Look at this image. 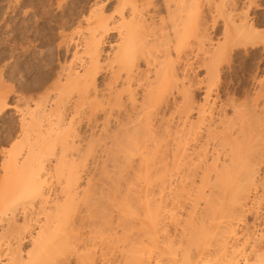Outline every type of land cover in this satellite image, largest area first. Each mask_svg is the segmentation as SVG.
<instances>
[{
	"label": "bare ground",
	"instance_id": "6f19581e",
	"mask_svg": "<svg viewBox=\"0 0 264 264\" xmlns=\"http://www.w3.org/2000/svg\"><path fill=\"white\" fill-rule=\"evenodd\" d=\"M241 1L115 0L114 14L96 2L77 16L75 35L59 33L56 64L40 70L29 84L20 72V131L35 124L40 135L47 130L46 121H67L64 140L73 137L65 143L74 146V137L82 136L74 122L85 120L89 140L81 161V156L74 160L59 154L55 172L66 162L68 171L61 173L56 189L39 174L31 142L20 149L23 153L3 152L0 169L8 187L0 184L17 192L0 209V241L6 240L0 264H54L63 255L57 259L62 264L72 253L77 264H93L94 248H100L101 256L118 244L121 234L126 237L121 241L127 249L121 255L124 264H264V121L253 123L236 104L233 118L227 117L206 101L199 105L198 122L188 124L190 79L184 83L175 66L199 51L206 74H214L234 46L255 41L260 31ZM203 2L213 14L209 26L201 19ZM111 31L115 38L105 50ZM24 62L21 56L19 71H25ZM101 74L102 87L97 83ZM27 93L39 96L27 100ZM8 107L3 103L0 112ZM173 119L177 131L173 129L169 144ZM86 157L95 165L92 173L83 164ZM27 171L30 179L19 184ZM121 181L137 188L132 184L120 191ZM112 206L121 208L116 220ZM95 233L104 236V244H96Z\"/></svg>",
	"mask_w": 264,
	"mask_h": 264
},
{
	"label": "rangeland",
	"instance_id": "374dc122",
	"mask_svg": "<svg viewBox=\"0 0 264 264\" xmlns=\"http://www.w3.org/2000/svg\"><path fill=\"white\" fill-rule=\"evenodd\" d=\"M243 1H244V3H242ZM243 1H241L240 7L244 8V11L248 10L247 13L249 15V18L256 20L257 28H258L257 30L261 32V33L259 32V37H258V35L256 37L258 40L255 39V41L242 42V44L234 46L232 48V50L230 51V53L225 56L224 60H220L221 64H218L219 66L216 67V70L213 72L214 74H212V72L210 73V75L206 74L205 65L201 66L202 65L201 64L202 59L200 58L201 52H199V51L195 52L198 54V56L197 55L195 56L192 53L191 55H189L186 58V60L184 58H181V59L177 60V62L175 64V66L178 65L176 68V72L178 73L179 76L182 77L183 82L187 83V84H188V81L190 82V85H189L190 90L189 91L191 94L190 93L189 94L192 96L190 98V100L191 99L192 100L189 101V103L191 102L190 103L191 107L189 105L191 110H189L190 108L187 109L188 107L186 108L188 110L187 115L189 117L188 118V124H190L189 122H191L192 124L195 125L198 122V115H199L198 109L202 105H204L206 101L208 103L214 102L216 107L218 108L217 110L221 109V111H224L227 117L232 116V118H233V115H232L233 111L235 108H238V106H239L240 109H242V113L245 112L247 117L250 116V117H252V118L249 117L250 119L254 118V120H256V121L251 120L253 123L258 121L257 124L262 125V124H260L259 121H261V123H262V121H264V116H262V115H264V113H262L264 111H261V109L264 110V108H262V107H264V106H262V105H264V101H262V100H264V93H262V92H264V0H252V1L249 0L252 5L251 4L248 5L249 2L246 0H243ZM96 2L101 3V5L100 4L99 5L103 7V9L105 10V12L107 14H110V12H111V14H114L113 8L115 5L114 4L115 0H0V94L2 93L0 95V97H1V99H0V101H1L0 102V110L2 109L3 103L5 104V102H6V104H9V107L7 109L0 112V167H1L2 160L4 158V155H3L4 151L9 150V151H12L13 153H15L14 150L17 149L16 152L23 153L22 152L23 149L26 148V146H28L27 144L29 142H31V143H29V146L30 147L34 146V148H35V152L33 155V157H34L33 161L35 164L37 162V165H40V168H41L39 170V174L41 175V177L43 178L45 183L48 186H50L51 188L53 187L54 189L58 188L60 179L63 177L62 174H66L68 171V169H67L68 164H66L67 163L66 162L64 164L59 163L58 165H60V166H58V168H57L58 172H55V167H56L55 165H57L56 160L59 158L58 156H61L59 154L62 153L61 157L67 156L68 159L72 158L71 156H73L72 159H74V160H76L78 157L81 156L80 157L81 159L80 160L78 159V160L79 161L83 160L82 159V157L84 156L83 152H85V149H87L84 146L87 145L86 140L89 138L88 133L86 131H84V130H87L85 120H82V122L81 121L80 122H76V121L74 122L75 127H73V128H74L75 132H77L78 134H80L82 132L80 134V136L82 135L81 136L82 139H81V137H79V138L74 137L73 142L75 144H74V146L73 145L71 146V144H70L71 149H70V146H68L65 142L68 143L67 139H70L73 137H70V138L68 137L66 139V141L64 140V138H66V136L64 137V133H66L64 128H66L65 124L67 121L59 120L60 123H58L59 121H57L56 119H54V121H53V119H51L52 122L46 121L47 123L49 122L48 125L45 122V124H46L45 126H47L46 131L48 132V134L44 130L43 133L38 135L39 131L33 129L35 127V124H34V127L31 128L32 130H29V131L27 130L28 132L25 131L26 133H24L23 131H20L19 130L20 129L19 128V121H20V114H19L20 108H19V106L21 105V101L19 99H21V98L19 96L20 95L19 94L20 93L19 92V76L21 73L25 72L26 84H29L31 77L37 75L40 70L47 68L48 66L51 65L52 62H55V64H56V62H57L56 54L57 53H56L55 48H56V45L58 43L56 41L57 40L60 41V39H59L60 36H58L59 33L60 34L62 33L63 35H66L68 37H70L71 34L75 35V32L79 28V27H77V21H76L77 16L81 13L86 12L89 9V7L94 5ZM242 4H243V6H242ZM209 13H212V12H210L208 10L207 5H205L203 2V6L201 8V17H203V18H201V19L202 20L204 19L205 21H207L208 26L211 25L210 24L211 19H212L211 17L213 15V14H209ZM217 21L219 23H221L220 19H218ZM60 27H62L63 29L61 30ZM75 29H76V31H75ZM209 31H211V30H209ZM219 33H220V28H219V31L216 33V35H214L213 39H215L217 36L219 37ZM56 34H57V36H56ZM212 36H213V34H212ZM50 37H52V38H50ZM114 38H115V32L114 31L109 32L108 36L105 38V44H103V48L105 50L108 49V46H109L108 44H110L109 42H112L114 40ZM47 39H49L48 41H50L51 44L50 43L48 44L46 42ZM21 47L23 49H20ZM62 55H63V51L61 50L58 56H60L63 60L64 57ZM21 56L25 57V62L23 65L25 71H23V72L19 71V65H18V61H19ZM67 59H68V57H67ZM190 66L192 68V71L187 70V69H190ZM186 74L188 77L186 76ZM207 75L209 76V80L207 78L208 77ZM185 76H186V80H185ZM104 77H105V74H103V75L101 74V76L98 78V82H97V83H99L98 86L102 87L103 82H104ZM181 77H180V79H181ZM217 77H218V79H217ZM188 79H190V80H188ZM205 81H206V83H205ZM209 81H211V82L209 83ZM206 84H208V86H206ZM207 87H208V89H206ZM204 89H206L207 91H210L207 93V95H209V96L205 95V93L207 91H205ZM41 92H39V93H41ZM37 95L39 96L38 93L37 94L35 93L34 95L27 93L25 95V98L27 100H29L30 98L35 99L38 97ZM180 95H177L178 100L182 99L181 98L182 96H180ZM203 95L206 98H204ZM255 97H256V99H255ZM206 99H208V100H206ZM180 100H179V102H181ZM229 100L231 101V103L229 102ZM253 101L256 103L254 104ZM30 103H32V100H31V102H29V104ZM226 103L228 106L226 105ZM199 105H201V106H199ZM234 105L237 107H235V108L232 107ZM197 106H199V107L197 108ZM221 106L223 107V109ZM242 106H244L245 108ZM16 107H18L19 109ZM252 109H253V112H256L258 114L253 113L254 114V116H253L250 112V111H252ZM17 110H18V112H17ZM247 113H249V114H247ZM256 116H258V117H256ZM259 116H261L262 118ZM190 119H191V121H190ZM195 121H196V123H195ZM172 122H174V123H172ZM172 122H171V127H170V132H169L171 135L168 134V136L170 138L168 136L166 137L167 139L169 138V140H170L169 144L174 137L172 135L175 132L174 130L177 131L176 120L173 119ZM62 123H63V125H62ZM59 126H61V127H59ZM179 128H180V126H178V129ZM50 129H52V130H50ZM57 129H58V131H57ZM32 131H33V133H32ZM83 132H85V133H83ZM83 134L85 135V137ZM23 135H24V138L26 137L25 139L23 138ZM65 135H67V134H65ZM41 137H42V139H41ZM46 137H48L49 140L48 139L46 140ZM34 138H35V141H33ZM83 139H84V141H83ZM21 140H24V141L22 142ZM50 140H53V141L55 140V142L52 141V143H51ZM42 141L44 142V144ZM48 141H50L49 144H48ZM58 141H60V142H58ZM87 143H89V141ZM30 144H32V145H30ZM51 144H53V145H51ZM66 145L69 148H67ZM51 147H53L54 150L51 149ZM21 148H23V149H21ZM38 148H39V150H38ZM49 148H50V150H49ZM20 149L22 151H20ZM45 149L46 150L48 149L49 151L48 150L45 151ZM62 149L64 150V152H62L63 151ZM66 150H69L67 152V154L65 153ZM81 150L83 152H81ZM38 151H39V153H38ZM78 152H80V153H78ZM74 155H76V156L74 157ZM44 156H45V159H44ZM87 157H90V156H87ZM47 160H48V162H47ZM79 161H76V162H79ZM91 161H92L91 158L90 159L87 158V161L85 160V162H83V164L86 165V167L88 169H90V171L92 173L95 165L93 164V162L91 163ZM83 164L80 163L79 165L82 166ZM91 164L94 166H92ZM88 165H89V167H88ZM31 167H33L32 169H34L35 171L37 170V168L35 169V167H36L35 165H32ZM61 167L63 168V170ZM78 169H79V166H78ZM28 171L31 173L30 170H28ZM28 171L22 175V177H21L22 179L20 178L18 180L19 184H21V182L23 183V181L25 182L26 179L27 180L30 179L31 174L28 173ZM1 174H3V172L0 169V177H1L0 183L3 186L8 187L7 185H5V182L3 181L4 178H2L3 176ZM81 174L83 175V177H82L83 181H81L82 182L81 184L83 185L82 188H83L85 186L84 185L85 180H86L85 178H87V177L84 174V172ZM94 174H95V171H94ZM58 178H59V181H58ZM103 181H105V180H102V182ZM107 182L110 183L109 186L113 187L112 181H107ZM121 182L124 183V185L121 184ZM121 182H120L121 185L119 184L120 185L119 186L120 191H124V189H127L128 186H131L132 184L134 186H136V187H134L135 189L137 188V185H135L136 183L130 184L132 181L129 182L130 185L128 184V186H126L127 182L126 183H125V181H121ZM19 184H18L17 188L19 187ZM104 184H106V181L104 182ZM2 185L0 186V206H1L0 209L2 207H4V205L6 203L9 204V202H11L10 200H12V198L14 201L15 200L14 194H16V192H17V191H15L16 190L15 187L10 186L9 191L11 193L8 194V192H9L8 188L6 190V188H3ZM3 189H5V190H3ZM4 191H6V192L8 191L7 193L5 192L8 196L10 194L11 195L9 197L6 195L4 196ZM14 191H15V193H14ZM1 192L6 199L8 197L7 200L4 201L5 198L1 195ZM116 195L117 194L115 193V196ZM118 197H119V199H116L117 201H119L121 199L120 195H118ZM118 197L116 196V198H118ZM4 202H6V203H4ZM116 203H117V205H119L118 202H116ZM113 207H114V210L112 209L113 211L111 213H113V215H114L113 219L116 220V216L120 212L118 213L115 211H120L121 208H119L120 210H118L117 209L118 206H112V208ZM74 214L76 215L77 212H75ZM120 232L117 234H121ZM97 234H100V232ZM97 234L95 233V236ZM92 235H94V234H92ZM92 235H90V237H92ZM121 235H123V234H121ZM121 235H118V236L116 235L117 238L119 237V239L117 240L118 244L117 245L115 244V247L112 248V250H109L108 252L105 251L104 252L105 254L103 253L104 255L102 254L100 256V254H99L100 252L98 250L100 248H98V246L96 248H94L96 252H94L93 264H102V263L104 264V262L106 264H116V263L120 264L119 262H121L122 258L124 259V257H125V256L122 257L123 254L126 255V253H124V251H127V249L125 250L126 247L125 248L122 247L123 244H121V243H123V242H121L122 238L126 239V237H124V236L122 237ZM95 236L92 238L97 237V236L96 237ZM100 237H101V234H100ZM102 238L97 237L96 239L97 240L99 239V240L96 242V244L97 243H98V245L100 243L104 244L105 243V242H103V241H105L104 236H102ZM125 239H124V241H125ZM93 241L95 242L96 240H93ZM5 243H6V240L0 241V244H1L0 246L5 248V246H6ZM80 252H82V251H80ZM61 257H63V255L56 257L55 258L56 260L54 259V261H56L54 264H59L57 262V259L59 260V259H61ZM107 260H109L110 263L109 262L107 263ZM62 261H63L62 264L63 263L64 264H77L75 253L69 254L68 258H66ZM123 264H124V262H123Z\"/></svg>",
	"mask_w": 264,
	"mask_h": 264
}]
</instances>
